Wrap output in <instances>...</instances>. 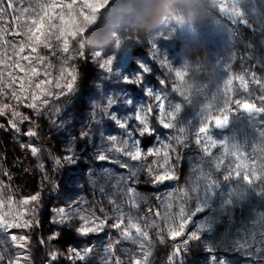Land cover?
<instances>
[{
	"label": "rangeland",
	"instance_id": "obj_1",
	"mask_svg": "<svg viewBox=\"0 0 264 264\" xmlns=\"http://www.w3.org/2000/svg\"><path fill=\"white\" fill-rule=\"evenodd\" d=\"M50 2L18 0V3L34 8L39 3ZM64 3H71V0H64ZM64 11L67 13L68 10ZM234 13H241L247 24L239 21ZM8 19L10 32L12 21L11 17ZM24 20L25 17L21 16V25ZM55 22L59 23L58 20ZM0 27H3V21H0ZM18 30L21 33L27 31L23 26ZM3 36L9 41L24 39L7 32ZM52 43L55 55L43 47L38 50L52 64L53 75L61 67L65 56L72 57L69 63L79 73L75 93L59 100L52 99L39 114L21 106L18 110L31 117L32 122L21 124L19 133L8 127L7 117H0V124L4 125L0 128V181L10 186V192L16 198L37 192L41 194L34 217L39 226L29 230H12L31 237V264L60 261L63 264H114L115 258H119L122 264H128L129 257L137 255L138 249L131 241L123 239L119 229L105 227L98 234L83 237L75 231V222L54 223L58 219L54 210L79 204L80 209L94 212L97 216L111 217L109 224L123 213L142 225L155 221L163 226L162 217L169 193L190 188L193 183L202 187L203 174L208 172L218 180L219 187L214 189L212 208L194 219L218 216L219 222L211 233L203 234L201 241L192 242L186 252L171 260L172 241L159 243L157 229L148 228L153 240L149 264H211L212 254L206 251V245L215 246L214 254L226 259L227 264H262L258 255L249 257L245 255V250L232 247L233 241L241 237L251 240L250 232L256 235L254 246L264 247L260 243V232L264 229L253 223L264 213V196L257 194L260 188L252 191L242 181H225L224 168L217 172L213 164L219 157L225 160V165L233 158L224 155L220 146L211 149L212 157L206 156L195 145L194 133L209 113L218 114L216 110L225 99L224 85L229 77L255 74L256 78L264 80V0H109L97 13L95 22L88 25L80 37L75 40L69 37V53L60 50V42L54 37ZM8 51L11 53V49ZM104 60L112 62L111 72L99 66ZM141 65L149 71L143 72ZM0 70H3L2 66ZM15 71L24 75L19 70ZM177 72L181 73L180 78ZM137 75L139 80H136ZM125 77L135 82L127 83ZM177 87L185 92L188 100L174 90ZM233 88V98L255 99L264 94V88L255 84H250L249 89L244 91L235 80ZM148 90L163 98L166 109L177 104L181 106L177 125L186 129L187 146L179 147L180 160L176 164L178 179L165 184L151 183L145 170L156 157L131 161L120 153L107 151L109 136H116L118 142L127 140L130 146L138 140L139 147L145 152L161 147L162 142L177 146L172 139L177 135L176 130L164 129L157 122L158 102L147 95ZM109 99L114 101L111 106L107 103ZM149 107L152 108L149 120L156 131L152 136H140L135 115ZM112 114L127 121L129 128L118 127L111 119ZM29 129L36 131L37 135H24ZM262 131L264 114L243 112L230 113V125L224 131L215 130L213 126L210 128V134L217 141L225 140L229 146L236 144L248 152H251L253 144L260 142ZM128 132H132L131 137ZM6 141L18 150L14 153V166L35 178L32 189L20 185L17 169L10 167L6 161L1 148ZM22 145L38 147L40 152L33 156L30 149ZM100 153L108 155L109 159L98 160ZM57 159L61 161L59 165L55 163ZM125 161L129 165L127 168L121 167ZM5 173L8 175L5 176ZM129 187L135 189L138 208L129 207L127 203ZM230 193L234 200L231 222L227 214L219 211L221 202L228 199ZM110 201H116L121 212L115 211ZM194 204L193 201L191 206L194 207ZM7 210L5 207L4 211ZM156 211L161 213V217L153 215ZM54 232L59 233L58 238L49 240ZM0 238H3V233H0ZM86 247L93 248V252L85 260L68 258L70 248ZM53 250L61 255L50 261L49 252Z\"/></svg>",
	"mask_w": 264,
	"mask_h": 264
},
{
	"label": "snow or ice",
	"instance_id": "obj_2",
	"mask_svg": "<svg viewBox=\"0 0 264 264\" xmlns=\"http://www.w3.org/2000/svg\"><path fill=\"white\" fill-rule=\"evenodd\" d=\"M71 0V3H64V0H51L50 3H39L36 7L31 5L24 6L18 3V0H0V21H3V27H0V40L3 44V53L0 54V117H7V125L12 130L19 133L20 125L25 122H32L31 117L25 115L18 109L23 106L30 108L37 114L46 107L52 99L59 100L61 97L74 94L77 89L79 73L77 68L70 64L71 56H65L61 67L56 70L53 75L52 64L47 57L39 52V48L43 47L49 50L52 55L53 37L59 43L60 50L67 54L70 52L69 37L75 40L80 37L86 30L87 26L94 23L97 13L103 9L109 0ZM60 9L57 12V9ZM37 9H39L37 11ZM64 9H67L65 13ZM19 12V14H18ZM235 17L247 24V20L243 18L241 13H234ZM24 16L23 25L20 24V17ZM9 17L12 21V30L9 32ZM59 21L56 23L55 21ZM25 27L26 32L21 33L18 28ZM55 30V31H53ZM7 32L11 36H23L20 41H9L4 38L3 33ZM26 48L28 49L26 53ZM11 49V53H9ZM83 56V53H80ZM22 62H27L22 63ZM111 61L104 60L100 63V67L108 72L112 71ZM42 66V68H41ZM143 72L149 69L141 65ZM15 70L24 75H18ZM177 77H181V73H176ZM42 77V78H39ZM39 78V79H37ZM140 76L137 75L136 80ZM125 82L133 83L128 77L124 78ZM234 80L238 83V87L244 91L249 89L250 84H255L259 88H264V80L256 78L255 74L250 76L238 75L229 77L224 85L225 99L221 106L217 108L218 114L209 113L208 116L200 123L198 129L194 133V143L200 147L201 151L208 157H212L211 149L220 146L224 149V155L231 156L232 161L225 165L222 157L216 158L213 167L217 172L224 168L225 181L239 180L249 189L255 191L260 188L257 193L264 196V131L261 132V140L251 146V152L246 151L241 146L232 144L229 146L225 140L217 141L210 134V128L214 125L218 129L226 128L230 123V113L243 112L249 115L264 114V94L259 97L252 98H233L235 89L233 88ZM181 96L188 100L187 95L179 87L174 89ZM148 96H153L158 102L159 115L157 122L164 129H175L177 135L173 137L176 141L174 146L172 143L162 142V146L158 148H150L146 152L139 147V141H133L130 146L127 140L117 141L116 136L107 137L110 147L107 151H114L127 157L131 161H144L148 157H156L146 166V172L153 184H165L169 181L178 179L176 173V164L180 160L179 147H186V129L178 127L177 119L181 112L179 104L166 109L163 98L154 94L151 90L147 92ZM108 106L114 101L108 100ZM152 108L141 110L136 113L135 120L138 122V132L140 136H152L155 134V128L152 127L149 115ZM111 119L121 129H128L127 121H122L115 114L111 115ZM34 123V122H33ZM4 127L0 124V128ZM28 137L37 135L36 131L29 129L24 132ZM87 135V133H83ZM131 137L132 132H128ZM28 147L33 156H37L40 152L38 147L32 145H22ZM175 154V156H173ZM71 159V157H68ZM100 161L109 159V156L100 153L97 156ZM211 163V161H209ZM57 165L61 163L59 159L55 161ZM43 167V166H41ZM121 167H129L128 163L122 162ZM5 176L8 173L4 174ZM135 176V173H132ZM204 184L201 187L199 183H193L190 188L178 189L176 193H169L168 203L165 206V213L162 217L163 226L157 225L153 221L150 225L145 222L141 224L132 217H125L123 213L111 224V217L97 216L94 212H88L86 209H80L79 204L68 205L55 209L58 219L54 223L70 224L75 222V231L83 237L92 234H98L105 227L119 229L123 239L131 241L136 245L138 254L129 257L128 264H149L151 256V245L153 243L152 235L148 228L157 229V239L163 244L166 241H172L173 259L182 252L188 250V246L196 241L202 240L204 233H211L214 225L219 222L218 216H206L204 219H194L200 213H204L206 209L212 208V198L215 195L214 189L219 187L218 180L214 179L211 172L203 174ZM40 193L34 195L16 198L10 192V186L0 181V264H31V255L29 246L31 237L28 234H18L13 229L29 230L39 226V221L34 217L37 213ZM129 207L138 208L136 203V192L133 188L127 189ZM223 200L219 206L222 214H227L231 222V206L234 200L231 198ZM195 202L194 207L191 206ZM114 205V210L121 212L120 205L116 201H110ZM7 207V211H4ZM173 209H175L173 211ZM103 211V209H101ZM151 212V209L149 210ZM215 211V210H214ZM156 217H161V213L156 211L153 213ZM264 229V213L259 215L258 219L253 221ZM252 237H241L239 240L233 241L232 247L236 250H245V255L252 257L258 255L262 264H264V247H255L253 241L256 239L254 233H248ZM59 236L58 232H54L48 239L55 240ZM44 243V241H41ZM260 243L264 245V231L260 232ZM223 247V244L221 245ZM15 249L16 251H13ZM228 250V249H225ZM111 251V249H110ZM206 251L210 254L211 264H227L226 259L220 258L214 253L216 247L206 245ZM93 252V248L86 247L84 249L70 248L68 250V258L70 260H85V258ZM61 253L53 250L49 252V260L55 261ZM114 264H122L119 258H115Z\"/></svg>",
	"mask_w": 264,
	"mask_h": 264
},
{
	"label": "trees",
	"instance_id": "obj_3",
	"mask_svg": "<svg viewBox=\"0 0 264 264\" xmlns=\"http://www.w3.org/2000/svg\"><path fill=\"white\" fill-rule=\"evenodd\" d=\"M1 148L3 149V152L6 157V161L9 163L10 167H13V169H17L15 165V155L14 153L18 152L17 148H13L11 144H9L7 141L1 145ZM15 150V152H14ZM16 176L18 177V181L20 185H23L24 187L33 188V184L35 182V178L33 176H28L26 173L21 172L20 170H16ZM52 185V184H51ZM54 264H63L61 261L56 262Z\"/></svg>",
	"mask_w": 264,
	"mask_h": 264
},
{
	"label": "water",
	"instance_id": "obj_4",
	"mask_svg": "<svg viewBox=\"0 0 264 264\" xmlns=\"http://www.w3.org/2000/svg\"><path fill=\"white\" fill-rule=\"evenodd\" d=\"M229 125H230V123H229ZM228 125V126H229ZM228 126L226 127V128H223V129H218V128H216L214 125H213V128L215 129V130H218V131H224V130H226L227 128H228Z\"/></svg>",
	"mask_w": 264,
	"mask_h": 264
}]
</instances>
